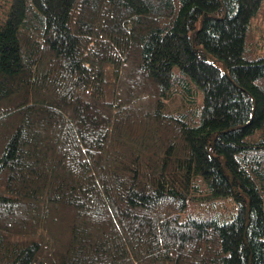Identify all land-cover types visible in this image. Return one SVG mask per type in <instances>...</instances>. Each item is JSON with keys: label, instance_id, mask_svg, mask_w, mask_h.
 Masks as SVG:
<instances>
[{"label": "trees", "instance_id": "16d2710c", "mask_svg": "<svg viewBox=\"0 0 264 264\" xmlns=\"http://www.w3.org/2000/svg\"><path fill=\"white\" fill-rule=\"evenodd\" d=\"M4 2L0 264H264V0Z\"/></svg>", "mask_w": 264, "mask_h": 264}, {"label": "rangeland", "instance_id": "374dc122", "mask_svg": "<svg viewBox=\"0 0 264 264\" xmlns=\"http://www.w3.org/2000/svg\"><path fill=\"white\" fill-rule=\"evenodd\" d=\"M6 8L7 7H6V4H5L4 0H0V11L2 12ZM260 28L264 29V25L262 24L261 27H259V29ZM257 33L259 34L260 31L258 30ZM228 208H229V206H228ZM210 210H212L213 212H217V211H219V208L218 207H215L214 209H210Z\"/></svg>", "mask_w": 264, "mask_h": 264}]
</instances>
